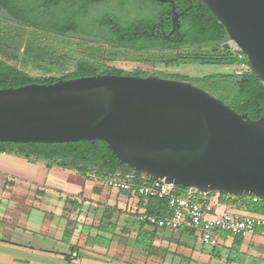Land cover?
Masks as SVG:
<instances>
[{
  "label": "water",
  "instance_id": "obj_1",
  "mask_svg": "<svg viewBox=\"0 0 264 264\" xmlns=\"http://www.w3.org/2000/svg\"><path fill=\"white\" fill-rule=\"evenodd\" d=\"M170 3L172 26L179 15ZM264 84V0H200ZM99 140L146 180L264 200V118L187 81L97 75L0 90V142ZM76 201L73 210L76 211Z\"/></svg>",
  "mask_w": 264,
  "mask_h": 264
},
{
  "label": "trees",
  "instance_id": "obj_2",
  "mask_svg": "<svg viewBox=\"0 0 264 264\" xmlns=\"http://www.w3.org/2000/svg\"><path fill=\"white\" fill-rule=\"evenodd\" d=\"M17 1L19 0H2L0 11L8 18L36 31L74 38L94 45H99L102 40L109 41V44L111 43L113 49L116 50L114 55H110L115 58L125 57L127 60L142 63L159 62L166 67L179 65L246 66L247 70L239 73H212L199 78L167 76L165 74H160L159 77L190 82L219 98L232 110L245 115L252 121L264 118V84L252 73L244 54L222 48L223 44L228 41L224 27L200 0H175V11L179 15V27L172 36H169L168 40H165V35L168 36L171 29V7L158 3L156 0H144L136 3L134 12L124 21L116 15L108 14L105 16L106 20L99 24L96 23V20L87 23H84L83 20L88 12L103 0H49L46 4H44L45 0H39L40 4L35 8H40L42 12L51 14V19L45 23L28 15L25 6H29L32 3L31 0H20L19 3ZM63 3L67 7L62 13ZM20 4L24 7H19ZM53 11L56 12L55 15H53ZM110 18L113 19V25L121 29L120 31L111 32L108 27L109 22H107ZM153 24H159L162 26L161 30L165 31L164 34L160 32L158 35L160 44L157 45H154V41L149 39L148 33L144 39L139 38L138 30L142 31L145 26L149 29ZM98 29L104 30V33L97 32ZM124 36L125 39H121ZM6 38L8 39V37L0 38L4 41L0 42L2 49L12 47L11 49L18 54L21 45L12 38L11 40ZM10 43L16 44V46H10ZM208 47L213 55L172 54L185 48L203 49ZM120 51H123L122 53H147L148 55L141 59H129ZM165 52L168 54L158 56L154 60L150 57L151 54ZM102 53L98 51L97 58L76 60L74 66L69 67L68 63L71 60L68 56L35 44L25 45L21 53L22 59L25 58L24 60L37 64L49 73L53 68H56L60 75L32 76L10 64L9 61L0 59V90L19 88L30 84L48 85L59 80L97 75L149 76L148 72L139 68L127 73L108 66L103 60ZM239 54L242 55L241 59L238 58ZM10 58L13 56L11 55L7 59ZM0 153L14 154L24 158L32 157L35 161H44L63 169L74 170L84 178L87 174L93 173L99 180L114 175L130 176L133 186H145L150 183L149 180L141 176L139 171H134L126 164L120 163L108 149L106 143L99 140L52 144L0 142ZM219 200L222 205L233 206L253 215L264 216V200L257 198L254 201L252 197L224 196L222 194H219ZM74 202L75 200L71 203L74 204ZM148 203L154 208H158V211L147 212L146 215L157 213L159 214L157 216H163L166 214V198H149ZM189 231L193 233L192 230ZM241 243L242 238H236L232 244L240 247ZM214 258L218 259L219 253Z\"/></svg>",
  "mask_w": 264,
  "mask_h": 264
},
{
  "label": "rangeland",
  "instance_id": "obj_3",
  "mask_svg": "<svg viewBox=\"0 0 264 264\" xmlns=\"http://www.w3.org/2000/svg\"><path fill=\"white\" fill-rule=\"evenodd\" d=\"M1 37H8L10 40L12 38L13 40L17 41V43L21 45V50L17 54L11 49L12 47H4L2 49L0 46V59L7 60L10 64L17 66L19 69L36 77L47 76L49 74L59 76L60 74L57 72L56 68H53L52 72L49 73L37 64L31 63L29 60H24L25 58L22 59L21 53L23 52L25 45L28 44L46 47L56 51L59 54L68 56L71 60L68 63L69 67H73L75 64L74 61L79 59H89L90 57L97 58L96 56L98 55V51H101L103 52L101 54L104 58L103 60H105L108 66H113L127 73L139 68L148 72L149 76L156 77H159L160 74H165L167 76L177 75L187 78H199L212 73H239L247 70L246 66L220 67L179 65L166 67L164 64L159 62H133L131 60H127L125 57L115 58L113 53H115L116 50L107 48L105 46H100L97 44L94 45L92 43L82 42L74 38H68L42 31H36L29 28L19 27L0 20V38ZM0 42L4 41L1 39ZM10 46H16V44L10 43ZM122 52L123 51H120L121 54L128 56L129 59H141L142 57L148 55L147 53ZM167 54L168 53L166 52L159 54L154 53L151 54L150 57L152 60H154L158 56ZM172 54L186 56H209L213 55V52H211L209 47L203 49L185 48L177 52H173ZM11 55L13 58L7 59L11 57ZM4 154L12 158L11 160L4 159V161L0 159V264H66L59 259L63 256H60L61 252H59L57 249L62 247V245H64L63 243L68 241V233L64 231L65 227H67V220L69 218L79 219V217L82 215L87 214V217H92L93 220L98 221L99 219L105 218V211H96V209H88L84 213H79L78 209L73 211V205L71 203L64 204V200L58 195L57 191H50V194L49 192H44L43 182L36 178V176L33 174V168L36 163L34 158H24L8 153ZM0 155H2V153H0ZM14 159L21 160V162ZM58 182L59 183L48 182L45 187L49 188L51 186L59 188L63 191L64 195L66 193H76L77 191L81 190V187L76 183L75 178L72 175L60 178ZM91 185L92 184L90 183L87 184V186ZM47 197L51 198L48 203L53 210H44L42 206L43 203L46 204ZM238 214L250 215V213L244 210ZM18 229L20 231L17 235L15 230ZM34 232L37 233L36 235L38 236L49 238V240L51 239L50 241L53 244L45 243L46 245L53 247L49 252H46V250L43 248H40L41 250L30 248L36 245L33 241L34 239H32L34 237H32V234H30ZM48 232L51 235H49ZM193 233L194 236L189 234L185 235L191 240L192 247H190V249L193 250V252H201L205 255L207 254L209 258L211 257L210 260L212 259L211 264H222L218 263L217 259L213 260L217 253H219V258L225 259L229 255V252L237 253L240 249H242L241 252H246L249 255L247 256V254H245L247 258L240 256L244 260H247L246 264H264V231H257L251 237L246 238L244 240L243 248L231 244V241H233L234 237L227 234H222L221 236L222 239L225 240L223 244L215 248L204 246L198 240V233L196 231H193ZM100 243H103L100 244L103 247H109L108 241ZM96 244L97 240L94 238H89L86 240L84 245L80 244V249L83 250V252L81 250L82 254L85 252H91V246ZM118 244H121V242L119 241ZM119 251L108 252L107 254L103 253V251H100L99 255L96 253H91V255H89L90 253H87L89 256L83 257L82 259L89 262L92 261L93 263L91 264H111L113 263L111 261H115L116 263H125L128 260L131 262L135 261V263L148 264L149 255L145 254V252ZM137 257H140V262L136 259ZM240 257H236L232 261L229 260L230 264H240ZM212 261L215 262L212 263ZM170 263L210 264L201 261L198 262L197 260L192 259L187 262L186 258H172Z\"/></svg>",
  "mask_w": 264,
  "mask_h": 264
},
{
  "label": "crops",
  "instance_id": "obj_4",
  "mask_svg": "<svg viewBox=\"0 0 264 264\" xmlns=\"http://www.w3.org/2000/svg\"><path fill=\"white\" fill-rule=\"evenodd\" d=\"M9 157L10 156H7L4 153L0 155V159L3 161L4 159L11 160L12 157H10V159ZM14 160L21 162V160L18 159ZM35 162V170L33 168V174L36 176V178L43 182L45 193L49 192L50 194V191H57L58 195L64 200V204L71 203L74 200L75 202L77 201V209L79 213H84L88 209L105 211V218L99 219L98 221L93 220L92 217H87V214L82 215L79 217V219L69 218L67 220V227H65L64 231L68 233V241L66 243L62 242L64 245L57 249L59 252H61L60 256H63H59V259L64 263L91 264L93 263L92 261L89 262L82 258L91 255V253H96L99 255L100 251H103V253L107 254L108 252H118L120 250L119 252H145V254L149 255L148 264H171L170 262L172 258H186L187 262L192 259L197 260L198 262L201 261L211 264L212 259L210 260L211 257L209 258L207 254L205 255L201 252H193V250L190 249V247H192L191 240L185 235L189 234L194 236V234L188 229L182 228L177 231L158 229L140 220V215L147 214V212L152 213L154 210L155 212L158 211V208H154L153 205L148 203V199L139 197L129 192L108 189L103 185V180L105 178L103 180H99L93 173L87 174L84 178L74 170L63 169L53 164L44 163L43 161ZM71 175L75 178L76 183L81 187V190L77 191L76 193H66L64 195L63 191L59 188L51 186H48L49 188L45 187L48 182L59 183L58 180H60V178ZM89 183L92 185L87 186ZM49 197L46 198V204H42L44 210H53L48 203V201L51 199ZM74 204L72 205L74 206ZM220 211H230L233 214L239 215L238 213H240L242 210L233 206L223 205ZM153 215L157 216L159 214L155 213ZM260 230L264 231V229H258L257 231ZM19 231V229L15 230V233L18 235ZM30 234H32V237H34L32 239H34L33 241L36 244L35 246L30 247L31 249L41 250L40 248H43L46 250V252H49L51 248H53L52 246L45 244H53L50 241L51 239L49 240V238L38 236L35 232ZM48 234L51 235L49 232ZM251 236L252 235L242 239L240 248H243L244 240ZM89 238H94L97 240V244L91 246V252H85L82 254L83 250L80 249V244L84 245L85 241ZM104 241L109 242V247H103L100 245L103 244L100 242ZM119 241L121 244H118ZM233 241H231V244ZM241 250L242 249H240L237 253L229 252L227 258H219L217 259V262L222 264H230L229 260L232 261L236 257L239 258L241 256L247 258L245 254L249 256L248 253L241 252ZM87 253L90 254L87 255ZM241 257L240 264H246L247 260H244ZM136 259L140 262V257H137ZM213 260L216 259L213 258ZM111 262H113L111 264H140L135 263V261L131 262L129 260L126 261L128 263H116L115 261ZM213 262L215 261H212V263Z\"/></svg>",
  "mask_w": 264,
  "mask_h": 264
},
{
  "label": "built area",
  "instance_id": "obj_5",
  "mask_svg": "<svg viewBox=\"0 0 264 264\" xmlns=\"http://www.w3.org/2000/svg\"><path fill=\"white\" fill-rule=\"evenodd\" d=\"M238 58L241 59L242 55L239 54ZM103 185L108 189L129 192L146 199L166 198L165 216L142 214L140 220L158 229L177 231L186 228L196 231L200 243L211 248L225 242L222 234L243 239L253 235L258 229H264V216L237 215L220 211L223 205L220 203L218 193L202 192L195 188H179L163 180H152L145 186H133L132 177L119 175L105 178ZM252 198L254 201L257 199Z\"/></svg>",
  "mask_w": 264,
  "mask_h": 264
},
{
  "label": "flooded vegetation",
  "instance_id": "obj_6",
  "mask_svg": "<svg viewBox=\"0 0 264 264\" xmlns=\"http://www.w3.org/2000/svg\"><path fill=\"white\" fill-rule=\"evenodd\" d=\"M19 1H17V3H19ZM31 1H32V3L29 6H25V9H26L28 15H30L31 18H33L35 20H41L44 23L49 22V20L51 19V14L42 12L40 8H37V9L35 8L38 6V4H40V3H38L39 0H31ZM47 1H49V0H45L44 4H46ZM61 1H66V0H61ZM143 1L144 0H103L100 4H97L88 12V14L84 18L83 22L87 23L89 21L96 20V23L99 24L100 22H104L106 20L105 16L108 14H112L113 16L116 15L117 17H119L120 19H122L124 21L127 18H129L130 15L134 12L133 9L135 8L136 3H138V2L140 3ZM172 1L174 3V6H175V0H172ZM156 2L162 3L160 0H156ZM1 4H2V0H0V6H1ZM162 4H167L170 7H172V5L170 3H162ZM33 6H34V8H33ZM19 7L22 8L24 6H22V4H20ZM66 7H67V5L63 3L62 4V13ZM175 9H176V6H175ZM55 14H56V12L53 11V15H55ZM170 18H172V15L170 16ZM178 19H179V17H178ZM0 20L4 21L6 23H10V24L19 26V27L32 29L31 27L17 23L12 18H8L6 15H4L2 13V11H0ZM107 22H109L108 27L110 28L111 32H114L115 30H117V31L121 30L119 27H115L113 25V19L110 18V20H107ZM178 27H179L178 20H177V23L175 24V29H173L172 20H171V29L169 31V35L168 36L165 35V40H168L169 36H172V34L177 30ZM161 28H162V26H159V24H153L151 26V28H149V29L146 28V26H145L142 31L138 30V32L140 34L139 38L144 39L148 33L149 39L154 41V43H155V44L153 43L154 45L160 44V41L158 39L159 38L158 35L160 34V32L162 34L165 33V31H162ZM139 29H141V28H139ZM97 32L104 33V30L102 31V29H98ZM121 39L124 40L125 36L121 37ZM228 41L226 43H228ZM99 45L105 46V47L110 48V49L114 48V47H112L113 45L111 43L109 44V41H105V40H102L99 43Z\"/></svg>",
  "mask_w": 264,
  "mask_h": 264
}]
</instances>
